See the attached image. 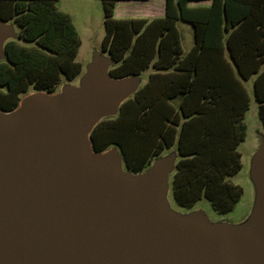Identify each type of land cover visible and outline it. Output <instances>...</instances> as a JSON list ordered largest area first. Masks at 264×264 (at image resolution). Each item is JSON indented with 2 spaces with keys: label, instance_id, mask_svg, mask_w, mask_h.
I'll use <instances>...</instances> for the list:
<instances>
[{
  "label": "trees",
  "instance_id": "obj_1",
  "mask_svg": "<svg viewBox=\"0 0 264 264\" xmlns=\"http://www.w3.org/2000/svg\"><path fill=\"white\" fill-rule=\"evenodd\" d=\"M58 0H0V20L13 21L19 38L5 42L0 59V109L12 111L30 88L54 93L62 80L82 73L76 60L81 44L71 16ZM105 35L102 51L114 78L152 68L147 82L102 118L89 134L92 150H120L126 169L145 170L176 145L180 158L172 179L173 196L191 208L205 197L219 214L231 212L242 188L229 177L242 167L239 145L246 137L254 79L264 128V0H166V15L116 18L120 0H101ZM194 28V45L184 53L177 21Z\"/></svg>",
  "mask_w": 264,
  "mask_h": 264
},
{
  "label": "water",
  "instance_id": "obj_2",
  "mask_svg": "<svg viewBox=\"0 0 264 264\" xmlns=\"http://www.w3.org/2000/svg\"><path fill=\"white\" fill-rule=\"evenodd\" d=\"M14 35L0 20V59ZM112 63L95 56L79 87L0 109V264H264V142L253 240L233 254L236 229L169 207L173 157L131 173L116 151L92 150L95 125L136 91Z\"/></svg>",
  "mask_w": 264,
  "mask_h": 264
},
{
  "label": "rangeland",
  "instance_id": "obj_3",
  "mask_svg": "<svg viewBox=\"0 0 264 264\" xmlns=\"http://www.w3.org/2000/svg\"><path fill=\"white\" fill-rule=\"evenodd\" d=\"M139 6L141 5H138V3L134 2L121 3L117 8V14L115 15V17H139V12L137 9ZM57 7L61 11L66 12L71 16L78 30L81 44L78 49L76 60L82 64V73L72 81L62 80V82L57 85L56 91L54 93H48L45 91L30 88L28 92L22 95L19 105L16 109L20 108L24 99L31 95L40 93L50 96H59L63 94L64 89L68 86L79 87L82 76L84 75L88 65L91 63L95 56L110 59L109 54L102 51V41L105 35V26L104 9L101 0H58ZM6 25L11 26L15 32L14 37H11L9 39H16L24 42L19 38V27L15 22H6ZM178 27L183 36V48L185 51H187L189 49V46L186 40V34H183V29L185 27L190 29V24L179 21ZM148 73L149 71L145 70L142 74L137 76L136 91L146 83L148 79ZM246 86L248 88L251 100L250 108L245 117V123L247 125L246 137L238 147V150L241 153L242 167L238 171V173L229 177V180L232 183L237 184L242 188V195L239 202L235 205L234 209L231 212L227 214L217 213L213 209L211 203L205 197L200 199L191 208L178 205L174 199L172 190L173 174L176 170V163L180 158L176 145L166 149L159 157H157H173L174 159V169L169 174L168 190L166 193V200L169 207L173 211L182 214H193L201 211L205 214L210 222L224 223L236 229V231L238 232V236L231 246V252L233 254H237L245 250L253 240V216L259 201V187L255 175L254 162L256 155L264 142V129L258 115V103L255 100L253 91V78L248 83H246ZM133 93L131 95H133ZM116 113H114L113 115H115ZM112 151H116L122 158L120 150L115 146H111L101 153H109ZM157 158H155L154 160H156ZM120 169L123 172H131L126 169L123 159L121 161Z\"/></svg>",
  "mask_w": 264,
  "mask_h": 264
},
{
  "label": "crops",
  "instance_id": "obj_4",
  "mask_svg": "<svg viewBox=\"0 0 264 264\" xmlns=\"http://www.w3.org/2000/svg\"><path fill=\"white\" fill-rule=\"evenodd\" d=\"M133 2L138 3V5H141L137 8L138 12H139V17H136V18H146L148 20H152L154 18L164 17L166 15V0H120V1H117L115 4L114 14L115 15L117 14V8L119 7V5L121 3H133ZM210 3H211V0H190L188 2V6H191V7L209 6ZM72 21H73V19H72ZM179 21H181L183 23H188V24H190V27H191L190 29L186 28V27L183 29V31H184L183 34H186V37H187L186 40H187V43L189 46V49L187 51H185L183 48V43H182L183 36H182V33L178 27ZM177 27H178V29L181 33V37H182L181 43H182L183 52L187 53L192 48V46L194 45V28H193V25L189 22L178 20L177 21ZM147 70L149 71V73H148V77H149L150 73L153 72V69L148 68ZM252 78H253V91H254V79H255V77H252ZM250 80L244 82L245 86H246V83H248ZM246 88H247V86H246ZM247 91H248V88H247ZM248 94H249V91H248ZM254 96H255V94H254ZM249 97H250V94H249ZM250 100H251V98H250ZM245 117H246V115H245Z\"/></svg>",
  "mask_w": 264,
  "mask_h": 264
}]
</instances>
